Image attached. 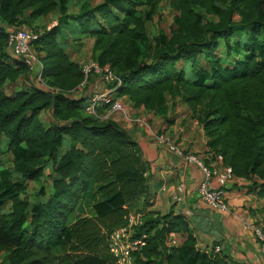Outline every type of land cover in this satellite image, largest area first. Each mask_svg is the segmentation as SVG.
<instances>
[{"label": "trees", "instance_id": "16d2710c", "mask_svg": "<svg viewBox=\"0 0 264 264\" xmlns=\"http://www.w3.org/2000/svg\"><path fill=\"white\" fill-rule=\"evenodd\" d=\"M162 2L173 14L165 42L148 32ZM53 16L58 25L34 45L43 86L7 94L30 75L8 61L6 27ZM84 38L94 41L93 61L121 81L109 86L115 99L157 114L186 106L205 131L207 154L236 178L257 179L264 197V0H0V169L6 158L12 163L0 185L2 264H109L104 230L125 226L129 207L151 197L138 143L86 111L90 96L79 89L91 77L70 53ZM46 175L50 192L24 198ZM172 232L180 246L168 249ZM141 233L148 245L135 264H230L197 248L183 215L145 213Z\"/></svg>", "mask_w": 264, "mask_h": 264}, {"label": "crops", "instance_id": "0c3cea01", "mask_svg": "<svg viewBox=\"0 0 264 264\" xmlns=\"http://www.w3.org/2000/svg\"><path fill=\"white\" fill-rule=\"evenodd\" d=\"M73 11L77 10L74 9L71 13ZM39 21L41 20L34 23ZM15 29L17 28L6 27L7 33ZM93 44L94 41L90 38L74 42L70 50L72 60L79 65L87 63L93 55ZM8 61L13 65L19 62L12 51L8 54ZM29 83H33L31 76L29 79L8 84L7 86L12 87V92L6 93L11 95ZM109 86L102 79L93 76L87 90L83 92L80 88L79 93L90 96L109 91L111 89ZM126 107L131 120L128 122L120 120L119 125L138 143L142 158L149 165L150 196L155 198L154 204H149L148 198L144 197L129 209L142 214L153 212L166 215L173 212L177 216L183 215L193 230L199 250L211 251L221 247L220 255L230 264H264V258L260 254L253 233L244 227L245 221L255 226L264 222V197L258 194L254 185L259 181L237 178L227 183L225 190L229 211L221 213L211 209L197 196L198 187L204 178L202 171L197 166L186 165L176 155L159 147L152 139L151 133L137 124L138 120H143L155 131L165 129L171 139L184 149L204 153L209 150L205 131L192 118L189 109L178 103L173 112L157 114L146 112L144 109L136 110L128 103ZM211 156V154L208 156L209 162H213ZM181 183L186 185V194L179 202L174 196ZM164 188L166 191H163ZM187 212L190 213L189 216H186Z\"/></svg>", "mask_w": 264, "mask_h": 264}, {"label": "built area", "instance_id": "2783aa9c", "mask_svg": "<svg viewBox=\"0 0 264 264\" xmlns=\"http://www.w3.org/2000/svg\"><path fill=\"white\" fill-rule=\"evenodd\" d=\"M58 21H54L48 30L56 27ZM41 33L33 28H20L9 32L8 47L17 57L19 62L25 64L29 69L31 81L36 86H43L42 73L43 65L38 55L34 52V45L40 39ZM82 71L86 80L97 76L108 85H121V81L116 78L110 67H101L97 62L92 61L82 65ZM35 82V83H34ZM117 88V87H116ZM116 88H111L106 92H98L90 95V101L86 108L88 114L99 117L102 120H112L119 124L120 120L130 121L127 114L126 103L122 99L114 98ZM140 127L147 129L154 142L170 153L180 158L186 165L197 166L203 173V181L197 190V196L205 205L221 213L229 211L225 186L237 178L230 167L223 166L220 162L208 161V151L204 153H194L184 149L175 143L165 129L153 130L145 121L138 120ZM213 163V164H211ZM166 191V188L163 189ZM186 194V185L181 183L174 196L176 201L181 202ZM149 204H154L155 198L148 199ZM190 213L187 212L186 216ZM127 224L114 230L107 239L108 253L114 264H135V254L142 251L148 245L149 236L146 233L137 235V228L144 223V214L131 212L126 217ZM244 227L253 233L255 241L259 247L261 256L264 258V222L259 226L252 225L245 221ZM165 246L168 249L180 246V236L177 233H170L166 237ZM207 254L211 252L219 254L221 247H216L211 251H203Z\"/></svg>", "mask_w": 264, "mask_h": 264}, {"label": "rangeland", "instance_id": "374dc122", "mask_svg": "<svg viewBox=\"0 0 264 264\" xmlns=\"http://www.w3.org/2000/svg\"><path fill=\"white\" fill-rule=\"evenodd\" d=\"M90 1H91L92 5H97V4H100L103 0H90ZM211 19H214V17H211ZM54 21H56L55 16L49 17L46 20H43V21L41 20L38 23H33L30 28H33V29H35L41 33V31H43L44 29H48V27ZM172 25H173V14L170 11V9L168 8L166 2H162L159 5L156 14L153 16V18L148 23L149 35L152 39H154V37L155 38L160 37L165 42V41H167L166 39L168 38V36L171 34ZM164 38H166V39H164ZM92 61H93V59L90 58L87 63L92 62ZM84 64H86V63H84ZM94 77L96 78L97 76H94ZM97 78H99V77H97ZM11 88H12L11 86L10 87L7 86L6 91L8 93H11L12 92ZM11 167H12V163H11L10 159L6 158L3 161L2 168L0 169V185L2 184V179H6L7 177L11 176V174H12L11 173ZM5 184L7 186V183H5ZM50 186H51L50 177L48 175H46V177L44 178V180H42V183L40 185L35 184V183H29V185L26 189V194H24L23 197L33 200L41 192L42 188H45L47 191L50 192ZM134 211L139 212V210H134ZM112 229L113 228H110L109 230H107V229L104 230L106 238H107V236H109L108 234L111 232ZM102 254L109 260V264H113V262L110 260V255H109L108 250L106 248L103 249ZM2 261H3V258H2V256H0V264H2Z\"/></svg>", "mask_w": 264, "mask_h": 264}]
</instances>
